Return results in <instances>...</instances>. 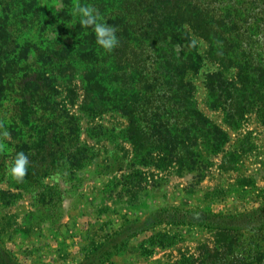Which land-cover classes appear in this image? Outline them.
Listing matches in <instances>:
<instances>
[{"label": "trees", "instance_id": "1", "mask_svg": "<svg viewBox=\"0 0 264 264\" xmlns=\"http://www.w3.org/2000/svg\"><path fill=\"white\" fill-rule=\"evenodd\" d=\"M0 1L5 9L0 13V109L3 100L12 99L20 121L8 126L4 120L1 128L13 129L15 141L8 143L15 149L13 158L20 151L29 158L24 178L12 181L15 188H29L63 166L74 170L89 163V149L79 145V117L57 99L59 80L71 82L80 68L82 109L89 114L116 109L126 115L139 163H148L145 159L155 151L158 161L169 159L193 171L198 140L218 151L228 134L198 109L195 85L186 79L203 60L186 26L209 42V57L222 69L236 70L231 78L222 69L207 76L208 104L224 110L231 128L254 108L264 121V56L256 50L264 43V0H62L63 10L47 13L72 23L73 41L58 45L52 39L46 46L28 35L42 23L41 0ZM77 4L95 7L102 22L116 29L118 45L112 52L101 50L92 29L80 26L73 15ZM31 55L34 60L28 61ZM68 92L75 103L77 92L72 87ZM206 215L202 224L214 226L220 216L224 222L216 226L232 238L228 242L225 235L209 264H264V243L258 238L263 237L264 203L238 216ZM241 217L240 224H230ZM244 228L249 242L246 238L240 246L233 235ZM131 230L129 225L124 231ZM160 234L149 239L151 245ZM121 235L94 244L78 264H104L127 242ZM0 257L18 264L1 241Z\"/></svg>", "mask_w": 264, "mask_h": 264}, {"label": "rangeland", "instance_id": "2", "mask_svg": "<svg viewBox=\"0 0 264 264\" xmlns=\"http://www.w3.org/2000/svg\"><path fill=\"white\" fill-rule=\"evenodd\" d=\"M57 3L63 7L62 0L39 2L45 12L40 27L28 34L32 42L46 46L52 39H58L54 40L58 45L73 41L72 23L48 16L47 12H56ZM4 11L0 1V13ZM186 31L203 57L201 68L186 76L195 85L197 107L228 134L218 151L207 150L198 140L199 161L193 171L179 168L176 161H158L155 151L145 159L148 163H139L126 115L116 109L90 114L82 109L85 93L80 68L71 82L59 80L57 99L79 117V145L89 149V163L74 170L63 166L29 188H15L7 174L15 150L8 144L15 141L13 129L1 126L4 120L8 126L20 121L13 111L15 102L3 100L0 130L9 135L0 136V241L18 264H50L47 256L53 251L60 258L74 254L67 263L78 264L94 244L115 233L128 238L127 242L104 264H209L210 254L222 246L227 233L216 226L224 222L220 216L212 221L214 226L202 224L206 214L238 216L262 206L264 121L254 108L231 128L225 123L224 110L208 104L207 76L222 68L209 57V42L187 26ZM257 46L264 56V43ZM222 70L227 78L236 72L233 67ZM68 87L78 94L73 104L67 97ZM241 219L230 224L238 225ZM241 223L246 226V221ZM129 225L132 230L124 231ZM248 232V228L236 231L233 238L243 246L246 238L249 242ZM157 233H161L157 243L151 245L149 239ZM259 234L264 243V228ZM0 264L13 263L0 257Z\"/></svg>", "mask_w": 264, "mask_h": 264}, {"label": "clouds", "instance_id": "3", "mask_svg": "<svg viewBox=\"0 0 264 264\" xmlns=\"http://www.w3.org/2000/svg\"><path fill=\"white\" fill-rule=\"evenodd\" d=\"M54 10L59 11L63 9L57 3L54 5ZM73 15L79 16V24L81 27L92 29L95 35V43L101 50L112 52L118 45L116 29L102 22L100 13L95 7L77 4L73 9ZM194 43L195 41H193ZM176 51L179 53V47H177ZM8 135L9 133L6 130L0 132V136L2 137H7ZM28 164V156L23 151L17 152L12 161L7 164V174L15 180H22L26 175Z\"/></svg>", "mask_w": 264, "mask_h": 264}, {"label": "crops", "instance_id": "4", "mask_svg": "<svg viewBox=\"0 0 264 264\" xmlns=\"http://www.w3.org/2000/svg\"><path fill=\"white\" fill-rule=\"evenodd\" d=\"M71 251H73V250H71ZM73 255L74 254H69V255H67L68 256L67 258H66V256L60 258L59 257V253H56V251H53V253H51L47 257L49 258V261H50L49 263L50 264H59V263L56 262V261H59V260H64L65 261L64 264H68L67 262H69L74 257ZM79 256H81V255H79ZM43 258H45V256H43ZM79 261H81V258H80V260H78V262Z\"/></svg>", "mask_w": 264, "mask_h": 264}]
</instances>
